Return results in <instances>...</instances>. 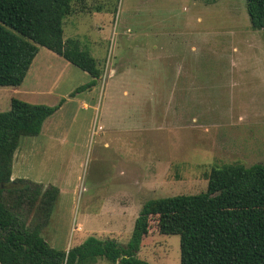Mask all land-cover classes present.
I'll return each mask as SVG.
<instances>
[{
	"label": "rangeland",
	"instance_id": "rangeland-1",
	"mask_svg": "<svg viewBox=\"0 0 264 264\" xmlns=\"http://www.w3.org/2000/svg\"><path fill=\"white\" fill-rule=\"evenodd\" d=\"M72 4L64 37L80 41L102 76L39 135L22 137L13 164L17 177L60 189L42 232L51 246L67 251L92 236L128 243L147 200L206 191L213 166L264 162V31L252 27L246 0ZM71 68L58 91L93 80ZM13 88L0 86V112ZM151 223L138 256L181 264L180 236Z\"/></svg>",
	"mask_w": 264,
	"mask_h": 264
},
{
	"label": "trees",
	"instance_id": "trees-1",
	"mask_svg": "<svg viewBox=\"0 0 264 264\" xmlns=\"http://www.w3.org/2000/svg\"><path fill=\"white\" fill-rule=\"evenodd\" d=\"M217 0H209L214 3ZM252 27L264 31V0H246ZM73 0H0V86H19L40 47L87 71L97 83L103 70L76 38H65L64 19ZM31 103L12 97L0 112V264H150L138 256L143 239L156 232L179 235L181 264H264V162L213 166L204 192L147 200L128 243L90 237L66 252L43 237L60 189L29 179L12 181L14 154L22 137L37 136L65 102ZM121 258V259H120Z\"/></svg>",
	"mask_w": 264,
	"mask_h": 264
},
{
	"label": "crops",
	"instance_id": "crops-1",
	"mask_svg": "<svg viewBox=\"0 0 264 264\" xmlns=\"http://www.w3.org/2000/svg\"><path fill=\"white\" fill-rule=\"evenodd\" d=\"M71 65H73L71 62L52 50L46 47H40L23 83L19 86H11L14 87L12 97H17L31 103L46 104L44 99L45 95L57 93L59 98V101L56 102L57 104L62 98L66 99L58 110L63 109L67 102L70 101V97L74 95H71L72 93L70 94L71 89L67 91H58L57 85L64 74L72 69ZM51 75L53 77L50 78ZM80 105H82L83 108H90L94 106V103L82 99L80 100ZM46 121L44 122L42 131ZM20 158H22V153L20 154ZM16 179H19V177L13 173L12 180Z\"/></svg>",
	"mask_w": 264,
	"mask_h": 264
},
{
	"label": "water",
	"instance_id": "water-1",
	"mask_svg": "<svg viewBox=\"0 0 264 264\" xmlns=\"http://www.w3.org/2000/svg\"><path fill=\"white\" fill-rule=\"evenodd\" d=\"M14 182V180H12ZM66 252H69V250H67ZM121 259V258H120Z\"/></svg>",
	"mask_w": 264,
	"mask_h": 264
}]
</instances>
